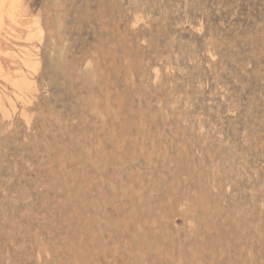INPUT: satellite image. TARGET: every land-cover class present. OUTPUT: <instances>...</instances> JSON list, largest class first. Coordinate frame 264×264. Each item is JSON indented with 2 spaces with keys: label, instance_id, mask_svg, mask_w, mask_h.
Instances as JSON below:
<instances>
[{
  "label": "rangeland",
  "instance_id": "rangeland-1",
  "mask_svg": "<svg viewBox=\"0 0 264 264\" xmlns=\"http://www.w3.org/2000/svg\"><path fill=\"white\" fill-rule=\"evenodd\" d=\"M3 10L0 264H264V0Z\"/></svg>",
  "mask_w": 264,
  "mask_h": 264
},
{
  "label": "bare ground",
  "instance_id": "bare-ground-1",
  "mask_svg": "<svg viewBox=\"0 0 264 264\" xmlns=\"http://www.w3.org/2000/svg\"><path fill=\"white\" fill-rule=\"evenodd\" d=\"M7 2H9V4L11 5V10L12 8H14V6L17 4V0H0V16L1 15V11H4L3 8L6 6ZM19 2V1H18ZM9 7V6H8ZM9 10V8H8ZM8 12V11H7ZM11 12V11H10ZM19 13V12H18ZM8 14V13H7ZM3 17V16H2ZM13 18V17H12ZM3 19V18H2ZM0 21H1V18H0ZM4 25V24H3ZM0 28H1V25H0ZM33 34V33H31ZM1 30H0V43H1ZM2 44V43H1ZM1 44H0V51H2L1 49ZM2 72V71H1ZM6 75V74H5ZM23 75V74H22Z\"/></svg>",
  "mask_w": 264,
  "mask_h": 264
}]
</instances>
